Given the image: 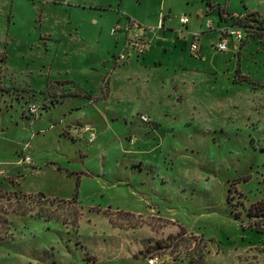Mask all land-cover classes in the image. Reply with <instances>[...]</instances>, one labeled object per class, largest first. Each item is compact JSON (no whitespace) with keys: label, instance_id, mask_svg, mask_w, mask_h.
<instances>
[{"label":"rangeland","instance_id":"obj_1","mask_svg":"<svg viewBox=\"0 0 264 264\" xmlns=\"http://www.w3.org/2000/svg\"><path fill=\"white\" fill-rule=\"evenodd\" d=\"M53 1L0 0V60L8 42L19 85L0 88V264H146L152 256L157 264H264V217L248 216L264 201V0ZM84 1L109 11L76 7ZM209 1L215 12L206 19ZM220 11L241 19L244 47L208 56L217 34L203 35L217 71L202 64L207 71L197 72L188 49L200 36H180L182 17L200 32ZM124 13L148 23L164 14L178 35L167 44L171 62L189 70L156 74L149 86L121 77L128 96L96 102L99 76L83 82L80 70L102 66L114 49L110 26ZM68 19L84 43L72 39ZM60 78L93 95L56 82L20 88ZM155 107L164 125L141 120Z\"/></svg>","mask_w":264,"mask_h":264},{"label":"crops","instance_id":"obj_2","mask_svg":"<svg viewBox=\"0 0 264 264\" xmlns=\"http://www.w3.org/2000/svg\"><path fill=\"white\" fill-rule=\"evenodd\" d=\"M14 2V0H11V4ZM53 3L55 5H59L61 4V2H58L56 0L53 1ZM70 6V5H69ZM76 7L82 8V9H89V8H98L100 11H106L108 10L107 6L104 5H94V4H89L86 1H84V3H80L78 5H76ZM12 6H10L7 10V12L5 13V21L7 23V27H8V31L10 29L11 25H14L15 22V15L13 13L12 10ZM109 11V10H108ZM215 12V10L213 11H208L207 9H205V18L209 19L211 15H213ZM106 13V12H105ZM213 13V14H212ZM164 15V14H162ZM160 16L158 19L154 20L152 23H148V21H143L144 23H146V26H153L156 28V30L152 33H149V39H150V45L147 47L146 51L144 52V54L138 56L137 54H135L134 52L129 54V59L119 62H116V57L118 58L119 55L121 54L122 50L124 49V44L126 42V33L125 32H120L117 35L113 36L111 35V30L112 28L120 23L124 21V17L123 16H127V17H131L133 19H135L134 17L130 16L127 13L121 14V15H116L114 18V21L112 22L111 26H110V31H109V36L111 38L114 39V43H113V48L111 51H108L109 56L107 57V59L103 60L102 62V66H100L99 64L95 63V64H91L85 67V65H83L84 67H81V75L78 78H82L83 82H90L92 80V78H94L95 76H99L98 78V93L93 95V91L92 90H87L84 88H81L79 83H78V79L76 78H60L58 80H49L46 84L45 87H43L42 89H36L34 87H32L31 85H25L22 86L20 88H25L26 90H31V91H43L45 90L47 87L50 86L51 82L54 83H64V84H73L76 85L82 92H87L89 94H92L94 97H97V101H102V103L109 101L111 98L115 97L117 98V100L119 102H121L122 99L126 98L128 96V91L124 90V86H122V84L120 83V78L124 77L125 83H127V85H133V86H137L138 83L142 81V83H146L147 86L150 85V81L153 80V78L156 76V74L162 73L163 72H167L168 70H175V72H177V70L179 69V71L182 70H189V67H187L186 65H183V62H181L180 64H172L171 62V56H173V47L167 46V44H170V38L172 36H178L177 34H173L174 30L173 27H171L170 25L167 24V17L164 16ZM199 15H201V13H199ZM10 16H12L10 18ZM227 15H223V18L221 16H219V18L217 19V22L214 23L211 20H208L207 23H205V29L201 30L200 32H195V31H191L189 28V24H190V20L189 23L187 25H183L182 27L184 29H182L179 33L180 36L183 37L186 35H188L189 33L194 34V35H198L199 34V44H200V49L199 52L194 54L191 52V44L193 43L194 37L190 43V47H189V52L190 54L194 57V59L197 61V65H195V71L198 70L197 72H201L204 73V71H217L216 67H214V62H208V56L211 54L215 53H230V55H233V57L236 55L234 53H238L239 49L242 50V45L243 42L239 44V46H236V43L233 40H230L228 43V51L226 52H219L216 50V45L219 43L220 41V31H218L221 27L226 26V25H231L232 23H226L224 20V17ZM41 17V16H40ZM228 17V16H227ZM229 18V17H228ZM137 22H139L140 24H142L143 22L140 19H135ZM69 23H72V28H73V32H71V35H73V33L76 35V37H73L72 39L75 41H78L79 44L84 43V41L86 40V36H84V34L82 33V29H81V25H79L78 23H76L75 21L73 22L71 19L67 20ZM96 22H94L95 24ZM144 23L142 25H144ZM209 23H212V26L209 27ZM152 24V25H151ZM173 34V35H171ZM209 35V34H217L216 35V40L212 43V49L210 51V53L208 54V56H204L202 51L204 50L202 44H201V37L203 35ZM50 37L51 41H54V43H58L60 41V39L58 37L53 38V36L51 34H46L45 37ZM177 40L178 37H177ZM49 41V40H48ZM173 46H175L174 49L177 48V42L175 40H173V43H171ZM6 45H8V42H5V47L3 50V53L1 55V65H0V71L3 70L4 72L0 74V88H5V87H12L13 85L15 87H19L18 83L16 82V77L14 76L15 73L14 72H10L9 68L7 67V61H8V56H7V51H6ZM187 45V43H186ZM3 54L4 55V59H3ZM73 55H75V53H73ZM167 55V56H166ZM214 55V54H213ZM187 61V60H185ZM115 64H117V66H114ZM204 64L206 65L207 70H205V68H203L201 65ZM191 71V70H190ZM164 75V74H163ZM6 77H11V84H4L3 83V79L2 78H6ZM106 78H108V85H107V89L106 90H102V84L103 81L106 80ZM141 78V79H140ZM97 79V78H96ZM94 81V79H93ZM137 84V85H136ZM164 84L165 81L163 80L162 84L159 85V89L165 90L164 88ZM151 94H148L147 96H145L144 98H148V96H150ZM137 98L139 96H141L140 93H137ZM77 97V96H75ZM83 97V96H82ZM142 97V96H141ZM70 98V97H68ZM155 99V98H154ZM88 100V99H87ZM89 102V101H88ZM96 102L95 105L93 107H96ZM159 105V104H158ZM145 114H147L148 116L151 117V119H155L156 121H161L162 124H165V111L162 108L159 107H155V109H153L152 112H142ZM143 115V114H142ZM97 122V121H95ZM98 124V122H97Z\"/></svg>","mask_w":264,"mask_h":264},{"label":"built area","instance_id":"obj_3","mask_svg":"<svg viewBox=\"0 0 264 264\" xmlns=\"http://www.w3.org/2000/svg\"><path fill=\"white\" fill-rule=\"evenodd\" d=\"M124 21L116 24L112 30L111 35L115 36L120 32L126 33V42L124 44V49L134 52L138 56L144 54L147 47L150 45L149 33H152L156 30L153 26L142 25L137 22L135 19L127 16H123ZM183 25H187L189 23V18L182 17ZM211 27V23L208 24ZM220 30V41L216 45V50L219 52L228 51V43L230 40H233L238 47L240 43H242L246 39V33L243 31L242 26H238L235 24L226 25L224 28ZM200 44L199 37L194 36L193 43L191 44V52L196 54L199 52ZM120 60L124 59V53L120 55ZM32 112H35V108L32 107L30 109ZM143 122H149V118L145 115L140 116ZM94 140V135H92L89 139L90 142ZM159 258L158 257H149L146 260V264H157Z\"/></svg>","mask_w":264,"mask_h":264},{"label":"trees","instance_id":"obj_4","mask_svg":"<svg viewBox=\"0 0 264 264\" xmlns=\"http://www.w3.org/2000/svg\"><path fill=\"white\" fill-rule=\"evenodd\" d=\"M207 10L208 11H213L215 10V7L211 4V2L209 1L208 2V6H207ZM255 13H250L247 17L248 18H252V16H254ZM223 15H227L226 13H222L220 11V16L223 18ZM229 19H231L233 21V24L235 25H242L241 24V19L237 18V17H234L233 15L229 16ZM253 21L256 22L258 21L257 19L253 18ZM261 212V213H260ZM248 216L249 218H254V217H257V218H261V217H264V201L263 202H259L258 204H256V207H251L250 211L248 212ZM256 229L258 231H262L261 229H258L256 227Z\"/></svg>","mask_w":264,"mask_h":264}]
</instances>
